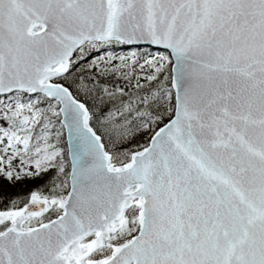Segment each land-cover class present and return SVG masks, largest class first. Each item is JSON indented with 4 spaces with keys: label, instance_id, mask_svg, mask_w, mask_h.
Returning <instances> with one entry per match:
<instances>
[{
    "label": "snow or ice",
    "instance_id": "1",
    "mask_svg": "<svg viewBox=\"0 0 264 264\" xmlns=\"http://www.w3.org/2000/svg\"><path fill=\"white\" fill-rule=\"evenodd\" d=\"M0 264H264V0H0Z\"/></svg>",
    "mask_w": 264,
    "mask_h": 264
},
{
    "label": "trees",
    "instance_id": "2",
    "mask_svg": "<svg viewBox=\"0 0 264 264\" xmlns=\"http://www.w3.org/2000/svg\"><path fill=\"white\" fill-rule=\"evenodd\" d=\"M116 51L118 53L122 52V51H119V48H117ZM141 51H143V50H141ZM26 190H27L26 188L19 187V188L12 189L11 191L15 193V192H23V191H26Z\"/></svg>",
    "mask_w": 264,
    "mask_h": 264
},
{
    "label": "water",
    "instance_id": "3",
    "mask_svg": "<svg viewBox=\"0 0 264 264\" xmlns=\"http://www.w3.org/2000/svg\"><path fill=\"white\" fill-rule=\"evenodd\" d=\"M141 47H150V48H153V49H156V50L165 51V50H163V49H157L155 46L144 45V46H141Z\"/></svg>",
    "mask_w": 264,
    "mask_h": 264
},
{
    "label": "rangeland",
    "instance_id": "4",
    "mask_svg": "<svg viewBox=\"0 0 264 264\" xmlns=\"http://www.w3.org/2000/svg\"><path fill=\"white\" fill-rule=\"evenodd\" d=\"M126 52H128V51H124V52H122L121 54H124V53H126Z\"/></svg>",
    "mask_w": 264,
    "mask_h": 264
}]
</instances>
